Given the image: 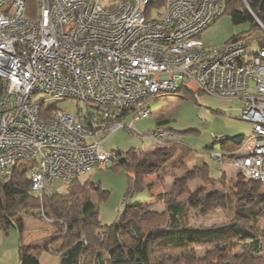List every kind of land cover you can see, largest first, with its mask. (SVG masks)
Returning <instances> with one entry per match:
<instances>
[{
  "label": "built area",
  "instance_id": "2783aa9c",
  "mask_svg": "<svg viewBox=\"0 0 264 264\" xmlns=\"http://www.w3.org/2000/svg\"><path fill=\"white\" fill-rule=\"evenodd\" d=\"M28 2L0 0L1 178L28 164L29 193L52 196L57 182L117 164L118 153L102 148L122 127H108L110 119L121 111L147 118L149 98L187 91L242 102L241 120L253 129L231 164L264 187V48L205 46L223 0H168L163 12L153 0H33V12ZM66 100L83 108L59 109ZM147 136L162 147L171 139L161 127Z\"/></svg>",
  "mask_w": 264,
  "mask_h": 264
},
{
  "label": "trees",
  "instance_id": "16d2710c",
  "mask_svg": "<svg viewBox=\"0 0 264 264\" xmlns=\"http://www.w3.org/2000/svg\"><path fill=\"white\" fill-rule=\"evenodd\" d=\"M223 1L224 14L231 15L235 23L249 19L255 27H259L254 15L264 25V0ZM167 2L168 0H153L152 7L165 9ZM28 4L33 6V0H29ZM250 34L251 32L247 37L246 33L238 35L229 42L244 40L249 43ZM259 44L261 49L264 48V37L259 39ZM190 95L192 93L183 91L166 96L187 98ZM156 98H149L148 103ZM128 114L127 111L119 112L115 118L107 122L108 127L123 122ZM89 126L98 130L90 121ZM243 139L244 136L233 138L232 146L226 145L228 139L221 141L225 159L232 160L230 153L241 146ZM173 144L169 151L175 155L181 147L179 144ZM116 152L119 156L118 162L111 168L122 167L128 172L127 197H132L145 188L150 189L145 182V172L139 171L138 160L132 158L131 152L125 157L120 151ZM143 157L144 166L150 170L151 167H158V163L162 165L170 156L157 157L153 152H147ZM185 165V162L180 163L178 169H183ZM29 167L30 165L23 164L11 176L0 177V229L6 230L14 226V217L17 215L40 213L42 217L53 221L57 228L58 237L53 238L47 247L53 243H61L56 251L49 248L60 255V264H198L188 259V252L196 248H208L212 256L218 258L223 253L227 260L222 261V264H264V229L259 226L264 218V207L258 202H253V205L246 204V200L254 199L250 192L245 193L243 199L242 196L237 198L227 194L204 196L202 189H198L186 200H181L179 197L183 192L173 188L158 194L155 198L158 202L164 203L166 209L164 215L151 220L135 218L130 215L129 206L113 225L108 226L103 225L98 208L92 202V185L89 181L82 183L78 179L70 183V185L76 183L78 186L65 193L57 191L52 196L46 194L40 196L29 193L31 188ZM192 172L195 179L199 177L200 172L204 183L211 185L213 182L224 183V174L219 181L211 178L207 165L196 166ZM9 198L15 203L13 207L9 205ZM143 205L145 204L132 208L146 211V206ZM197 209L202 215L218 209L230 211L231 221L227 225L212 228L192 227L191 211ZM30 250L23 246L20 248V264H39L38 259L28 256ZM41 251L35 250L37 257ZM210 264L215 262L210 261Z\"/></svg>",
  "mask_w": 264,
  "mask_h": 264
},
{
  "label": "rangeland",
  "instance_id": "374dc122",
  "mask_svg": "<svg viewBox=\"0 0 264 264\" xmlns=\"http://www.w3.org/2000/svg\"><path fill=\"white\" fill-rule=\"evenodd\" d=\"M109 1L103 0V4H108ZM29 8L33 12L34 5H29ZM163 11V8L158 9V12ZM30 16L32 17V15ZM253 17L259 27H255L249 19L235 23L231 15L224 14L202 33L203 43L207 47L218 48L238 35L246 33L247 37V34L251 32L250 50L253 53L257 52L260 49L259 39L264 37V25L256 16L253 15ZM39 96L45 97L46 95L40 94ZM57 107L77 115L79 109L83 108V104L77 100H66L58 102ZM147 107L151 111L149 117L134 119V115L129 113L121 122L122 127L106 135L102 148L106 152L120 151L123 157L131 152L132 158L138 160L139 171L145 172V182L150 186V189L145 188L132 197H127L128 172L122 167L92 170L80 178L82 183L89 181L92 185V202L98 208L103 225H113L129 206L130 215L135 218L151 220L154 217L164 215L166 210L164 203L158 202L155 198L158 194L173 188H178L183 192L179 197L181 200H186L191 193L197 192L198 189H202L204 196L227 194L230 197L242 196L243 199L245 193L249 194L248 192H250L254 199L246 200V204L253 205V202H258L264 207V187L262 184L258 181L247 180L232 166L228 158L225 159L224 157L225 160L221 161L220 158L215 157L222 153L221 147L223 145L217 139L225 137L228 139L225 142L226 145L232 146L233 138L237 136L248 137L252 133V124L241 120L243 107L241 101L196 93L187 98L157 97L156 100L150 101ZM158 118H160L162 128L171 134V139L163 147L155 145L147 136L149 132L158 127ZM130 126L133 127L134 133L129 131ZM89 141H93V139H89ZM173 143L180 145V153L173 155V152L169 151V148L174 145ZM147 152H153L157 157L162 155H165L166 158L170 157L162 165L158 163V167H151L148 170L143 164L145 162L143 155ZM179 161L186 164L181 170L178 169ZM199 165H207L211 178L217 181L221 180L224 174V183L213 182V185L204 183L200 172H198L199 177L196 176L197 179H195L192 170ZM74 186H78V184L70 185L69 183L57 182L55 188L58 192L65 193ZM151 189L153 190L152 194ZM142 204H145L143 206H146V211L132 208V206ZM9 205L10 207L15 205L12 198H9ZM191 213L190 225L192 227L212 228L227 225L231 221V212L224 209L211 211L204 215L198 209L191 211ZM19 216L31 219L33 224L38 223L45 229L52 226L50 231L46 229L47 239L58 237L55 223L42 217L40 213L30 215L22 213L17 215L15 219ZM259 226L264 229V218ZM60 245L59 242L53 243L51 246H54L52 247L53 250H58ZM226 258L223 253L219 258L213 257L208 248H196L188 252L189 261L198 264H210V261L215 262V264H222V261L227 260Z\"/></svg>",
  "mask_w": 264,
  "mask_h": 264
},
{
  "label": "crops",
  "instance_id": "0c3cea01",
  "mask_svg": "<svg viewBox=\"0 0 264 264\" xmlns=\"http://www.w3.org/2000/svg\"><path fill=\"white\" fill-rule=\"evenodd\" d=\"M196 93L199 92H192V94ZM160 118L157 119L158 127L162 128ZM150 191L152 194L153 190ZM32 221L25 219L24 216H19L16 219L14 217V226H10L6 230L0 229V264H20L19 252L22 246L31 249L28 256L38 259L39 264H60V255L50 250L54 246L47 247L52 237L47 239L46 229L50 231L52 226L45 229L38 223L33 224ZM36 249L42 250L38 257Z\"/></svg>",
  "mask_w": 264,
  "mask_h": 264
},
{
  "label": "bare ground",
  "instance_id": "6f19581e",
  "mask_svg": "<svg viewBox=\"0 0 264 264\" xmlns=\"http://www.w3.org/2000/svg\"><path fill=\"white\" fill-rule=\"evenodd\" d=\"M225 140H223V142H224Z\"/></svg>",
  "mask_w": 264,
  "mask_h": 264
},
{
  "label": "clouds",
  "instance_id": "9594fccd",
  "mask_svg": "<svg viewBox=\"0 0 264 264\" xmlns=\"http://www.w3.org/2000/svg\"><path fill=\"white\" fill-rule=\"evenodd\" d=\"M261 23V22H260ZM262 24V23H261ZM263 25V24H262Z\"/></svg>",
  "mask_w": 264,
  "mask_h": 264
}]
</instances>
